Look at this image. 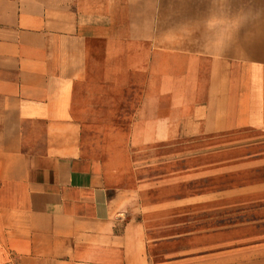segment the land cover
Masks as SVG:
<instances>
[{
	"label": "crops",
	"instance_id": "0c3cea01",
	"mask_svg": "<svg viewBox=\"0 0 264 264\" xmlns=\"http://www.w3.org/2000/svg\"><path fill=\"white\" fill-rule=\"evenodd\" d=\"M108 49L115 89L146 73L134 137L177 95L178 132L264 129V0H0V264H182L153 259L146 208L84 146Z\"/></svg>",
	"mask_w": 264,
	"mask_h": 264
},
{
	"label": "rangeland",
	"instance_id": "374dc122",
	"mask_svg": "<svg viewBox=\"0 0 264 264\" xmlns=\"http://www.w3.org/2000/svg\"><path fill=\"white\" fill-rule=\"evenodd\" d=\"M169 9L175 12L176 7ZM144 35L137 33V37ZM119 51L121 68H127L128 49ZM146 52L137 46V62ZM106 53V82L99 89L104 95L90 96L84 146L104 156L110 168L119 172L116 185L129 189L139 202L131 214L142 218L140 207L146 208L153 259L179 257L182 264H225L226 259L241 264L244 259V264H258L259 258L262 264L264 129L178 132L175 112L169 113V124L161 119L166 115L162 111L179 104L182 96L177 95L158 97L156 110L149 113L150 129H140L134 137V111L144 112L148 104L146 73L137 72L131 87L115 89L109 82L116 66L113 50ZM175 77L165 76L163 84L169 90L177 85ZM90 89L95 92L97 87Z\"/></svg>",
	"mask_w": 264,
	"mask_h": 264
}]
</instances>
